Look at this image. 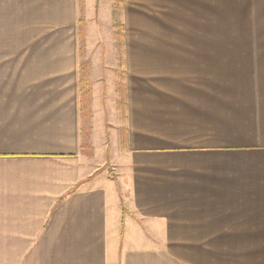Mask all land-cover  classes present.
Segmentation results:
<instances>
[{
	"label": "crops",
	"instance_id": "1",
	"mask_svg": "<svg viewBox=\"0 0 264 264\" xmlns=\"http://www.w3.org/2000/svg\"><path fill=\"white\" fill-rule=\"evenodd\" d=\"M0 264H264V0H0Z\"/></svg>",
	"mask_w": 264,
	"mask_h": 264
},
{
	"label": "rangeland",
	"instance_id": "2",
	"mask_svg": "<svg viewBox=\"0 0 264 264\" xmlns=\"http://www.w3.org/2000/svg\"><path fill=\"white\" fill-rule=\"evenodd\" d=\"M85 25V23H84ZM83 33L86 34L85 32V26H83ZM224 40H233V35H232V26L231 25H225L224 26ZM240 40H245V39H240ZM85 41V38L84 40L82 41V43ZM96 41H98V39H96ZM103 54H102V53ZM105 52H106V55H105ZM108 52L110 51H101L100 49H97V50H83L81 51V57H90V58H105L107 59V56H108ZM104 70H105V75H104V78H103V86L100 90V93H101V97L99 95V101L100 103L105 106L107 104V97H110L113 99H115L117 102V105H120L122 103V100H123V97H124V85H123V82H121L119 80L121 76L120 74V71L119 69H117V71H112L110 74H111V77H109V72H108V66H107V61H106V65L104 66ZM86 75H89V72H86ZM85 81H88V83H90V101H89V110L91 111L92 107H91V104H92V96H93V87H92V82L89 78H87L85 76ZM101 86H99L100 88ZM115 97V98H114ZM110 118V116L108 117ZM89 124H86L85 125V137L91 135L92 133V130H91V127L90 129L88 130L87 127L89 128L88 125H90V121H88ZM91 126V125H90ZM88 130V131H87ZM108 133H107V141L109 143V149L107 150L108 152H110L111 148L113 150V148L115 147L116 148V151L115 153H118V151L120 150V146L118 144V139L119 137H117L115 134H112V131L110 128L107 129ZM89 138H91V136H89ZM88 143H90L89 139H88ZM114 146V147H113ZM87 147H89L88 149V152H91L92 150H90V147L92 148V146L90 145H87ZM95 147L93 146V149ZM103 149H105V147H103ZM110 170H111V167H110Z\"/></svg>",
	"mask_w": 264,
	"mask_h": 264
},
{
	"label": "trees",
	"instance_id": "3",
	"mask_svg": "<svg viewBox=\"0 0 264 264\" xmlns=\"http://www.w3.org/2000/svg\"><path fill=\"white\" fill-rule=\"evenodd\" d=\"M83 21H81L82 23ZM81 94H82V109L84 111H88L89 110V101H90V83H88V81L85 80H81Z\"/></svg>",
	"mask_w": 264,
	"mask_h": 264
}]
</instances>
